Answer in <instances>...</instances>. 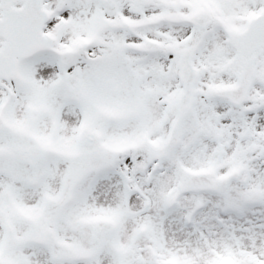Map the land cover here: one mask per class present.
<instances>
[{"label": "snow or ice", "instance_id": "obj_1", "mask_svg": "<svg viewBox=\"0 0 264 264\" xmlns=\"http://www.w3.org/2000/svg\"><path fill=\"white\" fill-rule=\"evenodd\" d=\"M0 264H264V0H0Z\"/></svg>", "mask_w": 264, "mask_h": 264}]
</instances>
